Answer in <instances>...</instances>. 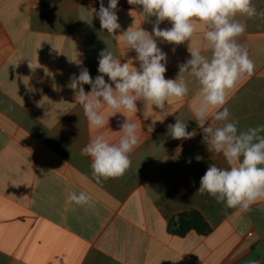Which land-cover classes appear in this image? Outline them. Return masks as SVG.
<instances>
[{"label": "crops", "instance_id": "obj_1", "mask_svg": "<svg viewBox=\"0 0 264 264\" xmlns=\"http://www.w3.org/2000/svg\"><path fill=\"white\" fill-rule=\"evenodd\" d=\"M252 2L264 11V0ZM99 6L100 0H0V264H264V200L241 212L197 191L210 163L228 164L209 150L195 120V77L183 74L188 95L165 110L137 101L136 113L112 115L105 106L108 124L89 126L70 87L73 74L86 67L94 80L105 49L139 68L122 36L101 29ZM116 12L117 36L130 27L152 34L156 18L141 6L118 0ZM236 19L246 25L237 42L254 72L229 90L225 106L243 131L264 124V18ZM204 31L197 22L191 41L179 45L154 37L167 54L166 79L178 76L189 46L211 57ZM126 116L139 139L131 166L122 177L97 183L81 149L97 135L118 142ZM177 118L197 134L173 139L167 126ZM72 192L90 195L92 206L66 203ZM193 212L208 231L180 235L176 223Z\"/></svg>", "mask_w": 264, "mask_h": 264}, {"label": "clouds", "instance_id": "obj_2", "mask_svg": "<svg viewBox=\"0 0 264 264\" xmlns=\"http://www.w3.org/2000/svg\"><path fill=\"white\" fill-rule=\"evenodd\" d=\"M127 2L141 6L145 16L156 18L152 34L142 27H130L117 36L121 28L116 12L118 0H108L107 7L100 0L96 15L101 29L113 37L122 36L128 48L136 52L139 68L133 66L132 61L121 63L112 51L105 49L99 54L100 75L94 80L86 67L80 69L78 76L73 74L70 87L76 90L75 100L82 107L89 126L101 129L108 124L101 111L105 106L112 110V115L124 111L136 113L137 101L165 110L173 99L180 100L188 95V84L183 76L188 72L200 86L193 113L203 140L210 151L221 153L228 164V167H218L210 163L197 191L212 196L226 209L248 212L253 204L264 200V135H261L264 124L239 131L238 121L231 120L225 105L229 90L234 89L242 77H250L254 72V62L247 48L237 42L245 33L246 25L236 17L264 18V11L258 13L252 0ZM166 20L171 28L161 29L160 24ZM197 22L205 28L203 39L211 57L203 55L199 47L189 46L190 58L179 65L178 76L166 79L167 54L157 46L155 38L174 45L191 41L197 31ZM105 76L111 83L106 82ZM84 85H90V92H85ZM210 118L221 122L222 126L213 127ZM187 127V122L177 118L174 124L167 126L168 134L176 140L191 139L197 132L195 129L188 131ZM120 128L122 136L118 142L97 135L81 149V155L91 158L92 176L97 183L122 177L131 166L129 153L139 144L137 124L127 117ZM66 203L92 206L93 200L85 192H72Z\"/></svg>", "mask_w": 264, "mask_h": 264}, {"label": "trees", "instance_id": "obj_3", "mask_svg": "<svg viewBox=\"0 0 264 264\" xmlns=\"http://www.w3.org/2000/svg\"><path fill=\"white\" fill-rule=\"evenodd\" d=\"M176 225L178 227L177 232L180 235H184L190 230H196L201 233H206V231H208V225L205 223L202 216L197 212L180 216Z\"/></svg>", "mask_w": 264, "mask_h": 264}]
</instances>
